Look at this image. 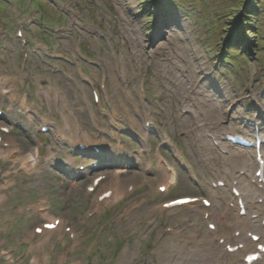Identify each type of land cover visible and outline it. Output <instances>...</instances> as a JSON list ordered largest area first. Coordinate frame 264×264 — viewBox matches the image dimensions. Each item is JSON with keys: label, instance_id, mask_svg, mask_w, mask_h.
Listing matches in <instances>:
<instances>
[{"label": "rangeland", "instance_id": "374dc122", "mask_svg": "<svg viewBox=\"0 0 264 264\" xmlns=\"http://www.w3.org/2000/svg\"><path fill=\"white\" fill-rule=\"evenodd\" d=\"M19 24L23 25L28 40H33L32 48L40 53L31 55L27 71L38 67L46 76L52 72L54 82L47 84V79L36 82L25 77V82H13L15 87L12 88H9L11 80L5 82V93L0 87V107L5 110V117L0 121L9 124L12 135L22 142L26 151L38 145L42 158L54 156L55 168H43L37 173L18 172L0 156V196H5V200L0 198V264H162L161 227L170 226L184 232L179 237L164 232V249L175 239L191 242L194 237L195 240L202 238L200 232L195 236L194 230V226L201 228V219L186 216L176 222L168 220L169 214L159 209L151 216L146 213L158 202L173 196L210 192L207 181L199 173L196 176L200 183L196 185L191 181L174 155L176 147L188 164L192 163L195 168L201 166L204 174V154L222 163L227 161L229 155L222 154L207 138H184V132L197 129L196 123L209 118L203 116L199 98L208 101L212 98L204 90L199 97L193 95L203 72H212L217 86H213L214 92L210 91L214 99L222 103L219 110L208 105L216 127L224 114L237 113V120L241 122L248 115L253 118L259 112L264 115V0H0V83L5 78L3 73L10 74L8 66L14 67L12 71L21 67L20 39L16 34ZM39 47L48 54L46 60L51 72L42 62L40 55L45 54ZM83 52L87 61L81 56ZM54 54H60L63 59L56 60ZM55 63L60 64L56 72L53 71ZM77 68L87 74L91 83L80 81ZM111 73L118 76L115 87L109 80ZM102 75L108 77L109 84L108 100L105 98L99 105L104 111L93 103L90 94V86L98 85ZM39 82L51 86L50 97L56 85L66 93L69 83L67 97L82 108L83 123H89L93 113L98 122V127H94L97 133L113 146H117L118 139L123 144L126 142V150L109 154L106 165L112 166L117 159L127 162L130 166V174L125 175L127 183L135 185L131 196L113 204L103 203L94 211L93 196L87 195L86 187L96 170L90 167V171L88 168L81 171L75 164L64 166L56 162L58 157L72 158L76 162L89 159L71 152L67 140L57 143L56 132L65 122L56 111L50 113L41 101ZM204 84L210 85V81L204 80ZM126 90L127 94L131 93L132 103H123L133 115L138 113L141 126V111L152 113L157 133L152 132L147 137V144L118 132L108 123L113 105L122 103ZM9 92L22 96L25 105L20 100L12 103ZM112 92L116 94L113 101ZM142 103L146 104L145 108ZM9 105L13 110L7 112ZM26 106L33 115L31 121ZM184 107L192 110L196 118L181 117L180 109ZM120 110L122 116L117 122L114 119L115 126L118 124L120 129L133 126ZM46 116L54 124L53 132L41 136L37 127ZM231 121L223 122L226 128L241 127ZM257 121L264 124V120ZM141 126L140 129L133 127L141 132ZM163 132L168 134L175 149L163 148L162 156L177 166L180 178V183L166 196L157 191L161 177L159 169H155L158 152L155 145L163 139ZM71 133L67 129L65 136ZM189 143L198 146L196 154L188 149ZM144 170L154 171L158 176L148 175ZM113 171L109 169L103 174ZM71 175L76 178V186L70 185ZM140 200L143 202L134 213L126 214L127 206ZM46 201L47 212L65 218L67 229L74 227L76 236L67 230H57L47 237L32 236L34 227L48 219L43 216L45 208H40ZM7 254L13 255V259L8 260Z\"/></svg>", "mask_w": 264, "mask_h": 264}, {"label": "bare ground", "instance_id": "6f19581e", "mask_svg": "<svg viewBox=\"0 0 264 264\" xmlns=\"http://www.w3.org/2000/svg\"><path fill=\"white\" fill-rule=\"evenodd\" d=\"M4 82H5V80L2 79V83H4ZM199 95H200V93H199ZM213 96H212V99L210 100V103L208 102V99H204V100L199 101V104L201 105V107H203L204 110L212 116H213V114L208 109V105H211L213 108H217L218 110L221 107V106H219L221 101H216ZM55 100H56V97H54V94H53V96H52L50 102H48V104L50 106L54 107ZM204 101H206V103H204ZM66 104H67V99L64 96L62 99V103H61V107H62V114L61 115L65 120V128H62L61 131L64 132L65 129L68 128L72 131V133L69 135H73V133L76 134V132H77L76 124H77L78 116L81 113V110L76 107V104L74 102H70L69 103V111L66 112L64 110V107L66 106ZM120 109H121L120 107L113 105L112 111L115 110V112H117L115 116H114V114L112 115L115 118V121L119 119L118 116L120 115L119 113H121ZM74 111H76V113ZM122 112L125 114V116L133 124H136L137 126H139V122L134 119V116L127 109L122 110ZM235 115H236V113H232L229 116L227 114H224V115H222L221 119H223V120H227V119L234 120ZM94 118H95V116H94ZM86 138H87V140L78 139V142H74L73 139H70V141L72 143H75L76 145L77 144L97 145L100 143L99 140H95L96 138H93V137H86ZM102 142H105V141L102 140ZM10 152H11V149H8V151L6 153V157L10 154ZM0 154L5 155L4 153H2V151L0 152ZM21 155H22V158H19L17 160L18 166L21 164V169L28 171V172L38 171L39 169H41L40 162H39L38 158L36 157V152H31L30 154H26L25 156H24V154H21ZM231 157L235 158V164L234 165L242 164L241 166H233L231 168V170L232 169L235 170L236 168H239L240 171H243L245 175L249 174L251 172L250 182L247 184L244 183L245 182L244 178H246V177H243L242 175L236 176L233 173L224 172V171H226L225 169H227V167L229 165H227V164L220 165L222 169H219V172H217L214 175V177L222 178L221 180L224 181L227 189L221 190V189L217 188V189H211V191H210V196L212 197L213 205L216 204L218 206V208L223 207V209H221L222 211L219 213L218 216L213 215V220H214L213 223L216 224L217 230L213 233L211 232L212 234H210L208 231H205L202 228V234L205 236V240L207 238H210L207 240V243L205 242V245L203 247L200 248V247H198V245H196V244L194 245L195 242L193 243V241L191 242L190 246H188L186 243H183L180 245L177 244V249H178L177 251H173L172 253H162V260H164L162 264H175V263H177V264H246V262L244 261V258L249 254L248 252L250 250L257 249V245L253 241V242H250L249 244L245 245L242 249L238 250L236 253H234V254L229 253V249H228L229 247L235 246L236 243H241V242L244 243L245 238L243 237V235L245 233H247L249 230L253 231V229H256L257 231H255V233L258 234V231H259L262 235H264V229L262 228V225H263L262 220H263V216H264V211H263V204L264 203L262 205H260V207H256L257 202H255V200L257 198L262 199V197L264 196V189L261 188V185H264V179H261V177H257V175L255 174L257 172V170H255V169L260 168V163L255 158H251L250 154L245 153V152L233 151L231 153ZM205 158L210 160L209 157H205ZM190 165L192 166V164H190ZM160 168L162 171V181L160 182V186L165 185L167 187V191L170 192L172 187L178 182V176H179L178 170L176 167H172L164 159H162V165H160ZM116 169L117 170L113 171L109 175V182H112V183L111 184L106 183L101 188L100 194L98 195L97 200H96L97 204H100V197H101L102 193L108 189L112 190L113 194L111 196L112 201H110L109 199H105V202L107 204H109V203L113 204L114 202L120 200L123 196H125L127 194V190H126L127 188H122L120 183L118 184V180L120 178L121 183L125 184V187H126L128 184H127V180L125 179L124 175L130 174V172L128 170H126L125 166L120 162L116 163ZM253 171H254L255 176L252 178V172ZM254 179H255V182H253ZM116 180H117V182H116ZM235 182H237V184L240 187V195L239 196H236L235 194H232L230 192L231 187L235 184ZM117 184H118V186H117ZM70 185L76 186V183L71 182ZM243 196L247 200V204H246L247 216L244 218L240 216L241 207L238 203L239 200ZM0 198H4V200H5V196H0ZM4 200L1 202H4ZM44 207H46V206L43 205L40 208H44ZM135 207L136 206L134 204H132L131 206H128L126 214L131 213L135 209ZM255 207H256V210H255ZM47 210L48 209L45 208V213L43 214L44 217L48 218L47 221H45L44 223H50V224L54 223L56 221V219H55L56 217H52L53 215L51 214V212L49 213V212H47ZM191 211L194 212V214L197 213L196 215L202 216V215H205L208 210L203 209L199 205L190 206L189 208L188 207H186V208L179 207L178 210H176V209L170 210V212L174 215H176L177 213H178L177 215H181V214L190 215ZM225 214H229V216L232 218V221H233L232 223L224 221ZM66 215H68V214H66ZM251 215H255V219H253L251 217ZM202 221H206V219H203ZM253 221H254V223H252ZM65 226H66V219L61 218V222L58 225L57 229L62 230L65 228ZM42 227H43V225L41 226V228ZM223 229H233L234 231H240L241 236L236 237L234 234H233L234 236L233 235H227L226 236L223 234V233H226V232H224ZM53 232L54 231L43 229L42 237H47V236L53 234ZM195 232L199 233V231L197 229L195 230ZM211 235H213V238H211ZM217 238H219V239L217 240ZM221 238L225 239L224 244L220 243ZM246 239H248V238H246ZM166 244H167V242H166ZM209 245H214L218 250L219 249L221 250V254L224 257V259H223L224 261H221L219 256L216 257L215 254L213 253V251H211V250L209 251V249H208L210 247ZM201 251L203 253H200ZM195 254H198V255L195 256ZM7 259L12 260L13 255L8 254ZM33 259H34V257H33ZM258 262H260V263H258ZM258 262L254 263V264H264V257L262 258V261H258Z\"/></svg>", "mask_w": 264, "mask_h": 264}]
</instances>
